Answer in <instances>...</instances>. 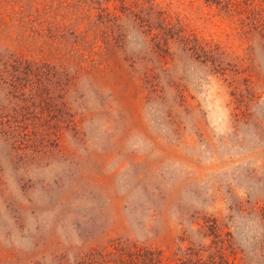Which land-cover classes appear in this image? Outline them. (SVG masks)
<instances>
[{"label":"rangeland","instance_id":"rangeland-1","mask_svg":"<svg viewBox=\"0 0 264 264\" xmlns=\"http://www.w3.org/2000/svg\"><path fill=\"white\" fill-rule=\"evenodd\" d=\"M101 1L0 0V264H264V0Z\"/></svg>","mask_w":264,"mask_h":264},{"label":"trees","instance_id":"trees-1","mask_svg":"<svg viewBox=\"0 0 264 264\" xmlns=\"http://www.w3.org/2000/svg\"><path fill=\"white\" fill-rule=\"evenodd\" d=\"M207 1H211L215 3L217 6L218 5L221 6V4H224V6L228 10H229V7H233V6L234 8H237L236 5L238 4L236 2L234 4L235 0H207ZM101 2H102L101 0H95V3L96 4L98 3V5H101ZM122 2L124 3V0H122ZM133 3L134 2H131L127 6L122 4L120 13L122 14L125 12L126 18H129L130 20H132V22L134 20H137L140 23L139 27H143L144 30L140 34H142L143 39L146 40V41L144 40V43L148 45L147 52L151 53L152 55H155L156 58L159 60L164 58V56L162 55L167 52L169 41L171 39L169 37V31H166L167 30L166 27L168 25H162L160 27L151 26V25L145 26V22L143 21L144 19L140 15L141 13L140 11L143 12L142 7L141 6L139 7L138 4L136 3L133 4ZM131 5H134V6H131ZM136 10H140V11H136ZM109 18H113V16H109ZM115 20H118V19H115ZM133 26L136 27L134 24ZM136 29L138 30V28ZM149 36L151 38L150 40H149ZM123 37L124 36H119L118 42H120L123 39ZM115 250H116V253H115L116 258L118 260L117 264H164L162 260H160L158 256L159 254L158 252H155V251H152L146 248L126 249V248H123L122 246H119V247L117 246ZM193 256H194V253L192 252L190 257H193ZM216 258L218 261L211 263V264H234L233 262L228 260L226 257L222 256L221 253L217 254ZM181 264H205V263L199 258L197 260L191 259Z\"/></svg>","mask_w":264,"mask_h":264}]
</instances>
